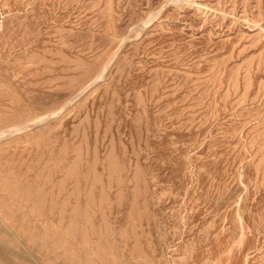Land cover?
Masks as SVG:
<instances>
[{
	"label": "rangeland",
	"instance_id": "1",
	"mask_svg": "<svg viewBox=\"0 0 264 264\" xmlns=\"http://www.w3.org/2000/svg\"><path fill=\"white\" fill-rule=\"evenodd\" d=\"M56 111L0 140V264H264V0H0V127Z\"/></svg>",
	"mask_w": 264,
	"mask_h": 264
},
{
	"label": "bare ground",
	"instance_id": "2",
	"mask_svg": "<svg viewBox=\"0 0 264 264\" xmlns=\"http://www.w3.org/2000/svg\"><path fill=\"white\" fill-rule=\"evenodd\" d=\"M113 58V57H112ZM111 61H112V59H111ZM108 66V65H107ZM107 66H105V68L102 70V72L99 74V76H98V78H100L101 76H103V74H104V72H105V70L107 69ZM96 77H97V75H96ZM97 78V79H98ZM93 79H95V77L93 78ZM100 79H102V78H100ZM94 81V80H93ZM91 83V82H90ZM98 83V82H97ZM89 84V83H88ZM86 85V84H85ZM95 85V84H94ZM87 86V85H86ZM89 88V87H88ZM87 88V89H88ZM82 89V88H81ZM80 89V90H81ZM83 90H84V86H83ZM82 90V91H83ZM79 91V90H78ZM84 92V91H83ZM77 95H78V93H77ZM70 102H72V101H70ZM66 103V102H65ZM62 106V105H61ZM63 106H64V104H63ZM68 107V106H67ZM64 109V108H63ZM59 111H56V112H52V113H48V115H46V116H39V117H37V118H34V119H32V120H30L29 122H27V123H22V124H18V125H16L15 127H13V128H1L0 127V140H2V139H4V138H6V137H8L9 135H11V134H13V133H16V132H20V131H23V130H26V129H29L30 127H33V126H36V125H38V124H40V123H43L45 120H47L48 118H50L51 116H53L54 114H56L57 115V113H58ZM45 123V122H44ZM47 123V122H46ZM33 129V128H32ZM23 133V132H22ZM17 144V143H16ZM16 177V176H15ZM27 177V176H26ZM55 180V179H54ZM43 187V186H42ZM1 190V189H0ZM37 195V194H36ZM16 198V197H15ZM28 205V204H27ZM3 210V208H1L0 207V211H2ZM50 210V209H49ZM59 210V209H58ZM4 211V210H3ZM7 211H9V212H14V210H10V209H8ZM2 214V213H1ZM6 220V219H5ZM3 221V220H2ZM45 230V229H44ZM13 233V232H12ZM16 237V236H15ZM8 240V239H7ZM30 252V251H29ZM30 254H32V253H30ZM33 256V255H32ZM34 257V256H33ZM4 258V255H3V252L0 250V260H2ZM35 258V257H34ZM44 258V257H43ZM134 260V259H133ZM43 261H45V260H43ZM132 261V260H131ZM135 264V263H134Z\"/></svg>",
	"mask_w": 264,
	"mask_h": 264
}]
</instances>
